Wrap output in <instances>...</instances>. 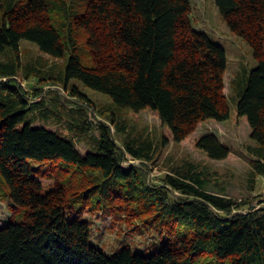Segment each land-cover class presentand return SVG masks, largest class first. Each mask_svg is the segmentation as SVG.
Returning a JSON list of instances; mask_svg holds the SVG:
<instances>
[{
  "label": "trees",
  "instance_id": "obj_1",
  "mask_svg": "<svg viewBox=\"0 0 264 264\" xmlns=\"http://www.w3.org/2000/svg\"><path fill=\"white\" fill-rule=\"evenodd\" d=\"M191 1L0 0V200L12 208L0 223V264H264V206L208 192L190 164L156 183L143 165L122 163L125 155L150 160L153 146L129 136L121 110L155 113L177 143L200 122L245 119L255 144L251 175L264 176V0H213L256 61L231 80V107L225 49L193 26ZM21 40L55 59L67 54L56 75L63 88L77 79L110 97L106 114L120 144L108 125L89 120L94 105L75 86L68 88L77 101L53 94L49 103L41 89L29 93L18 83ZM39 73L37 83L48 79ZM53 115L89 138L84 153L71 137L33 124ZM193 145L209 159L231 152L213 133ZM88 211L121 213L159 241L150 253L128 245L104 253L89 241Z\"/></svg>",
  "mask_w": 264,
  "mask_h": 264
},
{
  "label": "rangeland",
  "instance_id": "obj_2",
  "mask_svg": "<svg viewBox=\"0 0 264 264\" xmlns=\"http://www.w3.org/2000/svg\"><path fill=\"white\" fill-rule=\"evenodd\" d=\"M213 0H192L190 17L193 26L203 31L207 36L221 44L226 52L227 68L224 73V90L223 94L228 97L230 107L235 105L236 89H231V80L243 70L249 71L255 67L256 61L252 55V49L244 40L233 34L226 23L223 21L217 11ZM21 51V71L16 76L18 83L29 93L31 86L43 91L44 99L53 103L54 99L50 96L53 94L61 98V102L71 103L77 101V98L70 94L69 86L77 88L91 100L93 106L88 107L89 120L97 124L103 122L108 125L111 130L113 139L120 144V135L122 132L108 119L107 114L111 111L110 97L102 92L87 87L77 79L69 80L67 89L57 84L56 75L65 67L67 54L62 58H52L38 51L37 46L28 41H20ZM4 57L0 55V59ZM26 71V72H25ZM32 71L26 80L25 73ZM39 72H43L44 80L37 83L36 77ZM51 76V78H50ZM51 93V95H50ZM117 118L119 122L125 124V131L130 137L137 139L139 142H151L153 151L150 160L133 159L129 155H125L123 166L132 164L134 166L143 165L148 171L149 181L160 182L166 173H170L174 167H184L187 164L193 165L201 177L205 181V189L211 192L224 194L227 197L235 198V200H248L251 207L264 206V176L251 175V161L254 141L250 139V127L245 119L225 120L217 122L214 120H206L200 122L196 129L190 133L189 137L182 142H173L167 130L159 122L158 116L151 111H139L132 113L121 110L118 112ZM37 126H45L74 139L78 152H85L89 138L76 137L68 129V123L65 118L58 116H50L48 119L38 118L34 121ZM121 132V133H120ZM204 133L215 134L220 141L231 149V152L225 159L216 160L209 159L207 156L193 147L194 140ZM165 134L167 141L161 143L162 135ZM46 168V167H44ZM178 194V193H176ZM8 200H0V223H3L11 212ZM247 205L245 206V210ZM91 224L90 242L98 246L104 253L113 254L124 245L130 246L134 251L142 253H150L153 250L159 234L155 231L137 229V225L128 222L125 215L118 214L116 217L101 215L100 213L85 212L82 214ZM14 221L20 219L15 218Z\"/></svg>",
  "mask_w": 264,
  "mask_h": 264
}]
</instances>
